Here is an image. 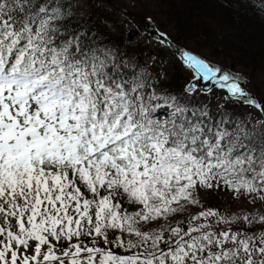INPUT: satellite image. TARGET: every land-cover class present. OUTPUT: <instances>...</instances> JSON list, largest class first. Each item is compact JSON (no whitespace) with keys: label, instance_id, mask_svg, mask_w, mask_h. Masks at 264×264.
Listing matches in <instances>:
<instances>
[{"label":"snow or ice","instance_id":"6c2138e0","mask_svg":"<svg viewBox=\"0 0 264 264\" xmlns=\"http://www.w3.org/2000/svg\"><path fill=\"white\" fill-rule=\"evenodd\" d=\"M78 5L0 0V264H264V94L179 47L171 89Z\"/></svg>","mask_w":264,"mask_h":264},{"label":"trees","instance_id":"16d2710c","mask_svg":"<svg viewBox=\"0 0 264 264\" xmlns=\"http://www.w3.org/2000/svg\"><path fill=\"white\" fill-rule=\"evenodd\" d=\"M137 2L143 3L146 8L150 7L157 13L164 23L165 33L173 42L189 48L188 45L195 40L193 44L196 46L195 49H191L192 52L229 71L241 73L245 80L256 81L258 87L264 90V20L255 13L243 8L225 9L222 0H139ZM86 7L87 9L78 12L77 18L80 22L99 28L108 41L118 46V50L129 57L130 49L115 34L99 26L101 21L95 13L96 8L89 5ZM106 8L115 11V8L109 5ZM166 50L169 49L162 44L159 49L151 50L156 58V65L151 71L155 72L162 67L167 77L163 83L171 89L179 90L187 80L188 75L184 71L191 70L183 67L180 58L171 50L169 52H172L173 56L168 57L170 54H166ZM223 60L226 63L222 62ZM224 94V91L216 89L211 90L208 95H202L201 98L210 100L214 108L216 101ZM205 204L217 207L212 203Z\"/></svg>","mask_w":264,"mask_h":264},{"label":"rangeland","instance_id":"374dc122","mask_svg":"<svg viewBox=\"0 0 264 264\" xmlns=\"http://www.w3.org/2000/svg\"><path fill=\"white\" fill-rule=\"evenodd\" d=\"M137 1L139 0H79V5L76 11L80 12L87 9L86 5L96 8L95 13L101 21V25L99 26H102L103 30L115 34V36L130 49L131 55L129 57H135L140 64H147L153 56L151 50L154 51L157 48H160V45L156 40L157 35H155L157 29L160 33H165L166 28L163 25L164 23L162 19L153 11V9H150V7L146 8L143 3ZM107 5L111 6V8H115V11L112 12V9H107ZM148 17H151V20H149ZM133 31H135L136 34L133 37V40L130 41V33ZM171 42L175 46L186 50L195 49L194 47L196 46L193 44L196 42L195 40L188 45L189 48H186L184 45L176 44L172 40ZM172 52L175 53V51ZM172 52H169V50L165 51L166 54H170L168 57L173 56L171 54ZM222 62L226 63L224 60ZM184 72L188 75L187 80L185 81L187 82L192 76V71ZM245 83L249 90H252L257 94H264V90L258 87L256 81L246 79ZM200 86H203V88L206 89H211V87L208 86V83H205L204 85L201 80L198 83V87ZM216 102L219 103L220 100H217ZM200 195L204 203H212L221 210L229 207H231L232 210H236L235 202L230 201L229 196L226 193L207 192L201 193Z\"/></svg>","mask_w":264,"mask_h":264},{"label":"water","instance_id":"95a60500","mask_svg":"<svg viewBox=\"0 0 264 264\" xmlns=\"http://www.w3.org/2000/svg\"><path fill=\"white\" fill-rule=\"evenodd\" d=\"M135 34H136V32L135 31H133V32H131L130 33V37H129V40L130 41H132L133 40V37L135 36ZM158 35V34H157ZM163 40H164V42L168 45V46H170V48L173 50V51H175L178 55H179V53L176 51V47H178V46H175L166 36H162L161 37ZM180 48V47H179ZM181 50H185V49H183V48H181Z\"/></svg>","mask_w":264,"mask_h":264}]
</instances>
